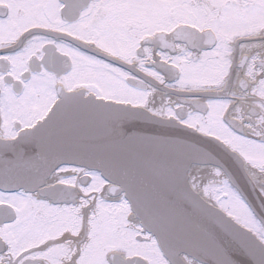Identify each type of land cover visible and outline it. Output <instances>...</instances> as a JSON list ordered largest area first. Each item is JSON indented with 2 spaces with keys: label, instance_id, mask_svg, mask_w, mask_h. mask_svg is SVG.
Returning a JSON list of instances; mask_svg holds the SVG:
<instances>
[{
  "label": "snow or ice",
  "instance_id": "1",
  "mask_svg": "<svg viewBox=\"0 0 264 264\" xmlns=\"http://www.w3.org/2000/svg\"><path fill=\"white\" fill-rule=\"evenodd\" d=\"M0 264H264V0H0Z\"/></svg>",
  "mask_w": 264,
  "mask_h": 264
},
{
  "label": "flooded vegetation",
  "instance_id": "2",
  "mask_svg": "<svg viewBox=\"0 0 264 264\" xmlns=\"http://www.w3.org/2000/svg\"><path fill=\"white\" fill-rule=\"evenodd\" d=\"M238 79H239V70H238V67L234 64L233 70H232L230 76L228 77L227 84H226L225 88L220 89L221 94H225L232 87H234L237 84ZM157 102H159V101H157Z\"/></svg>",
  "mask_w": 264,
  "mask_h": 264
}]
</instances>
